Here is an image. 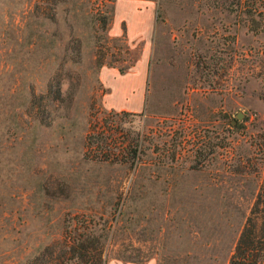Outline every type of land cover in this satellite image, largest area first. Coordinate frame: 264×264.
<instances>
[{
    "label": "rangeland",
    "instance_id": "1",
    "mask_svg": "<svg viewBox=\"0 0 264 264\" xmlns=\"http://www.w3.org/2000/svg\"><path fill=\"white\" fill-rule=\"evenodd\" d=\"M104 2L0 0V264L84 224L105 264H229L264 176V0Z\"/></svg>",
    "mask_w": 264,
    "mask_h": 264
},
{
    "label": "trees",
    "instance_id": "2",
    "mask_svg": "<svg viewBox=\"0 0 264 264\" xmlns=\"http://www.w3.org/2000/svg\"><path fill=\"white\" fill-rule=\"evenodd\" d=\"M100 1L103 6L105 0ZM95 13L101 29L105 31L111 21L108 10L98 9ZM111 39L123 41L128 47L126 35L124 34ZM97 64L99 66L104 64L100 48L97 52ZM127 68L128 66L117 67L120 74H124ZM51 92L54 93L53 101L60 99L61 90L59 85L55 90L50 89L49 93ZM128 113L122 111V114ZM85 140V153L87 156L91 155L93 157L91 154L92 149L97 147L101 150L95 156L100 159L112 160L118 156L117 152L114 151L112 139L107 135L100 136L89 132L86 134ZM260 145V151L264 157V137ZM93 228L94 226L90 224H84L82 231L71 229L62 238L61 242L46 245L34 260L28 261L26 264H105L101 235L95 234ZM229 264H264V176L230 255Z\"/></svg>",
    "mask_w": 264,
    "mask_h": 264
},
{
    "label": "crops",
    "instance_id": "3",
    "mask_svg": "<svg viewBox=\"0 0 264 264\" xmlns=\"http://www.w3.org/2000/svg\"><path fill=\"white\" fill-rule=\"evenodd\" d=\"M106 71H109V69H101V77H102V79L104 80V73L106 72ZM113 71V70H112ZM111 71V72H112ZM114 72H112V74H113ZM132 88H133V85L132 84H130L128 87H125L123 90H122V94H123V97L125 98V101H127L128 100V98L131 96V94H133L134 92H133V90H132ZM142 96H143V92L141 91V94H140V96H139V98L137 99V101L138 100H140L141 98H142ZM108 102V101H107ZM125 104H127V103H123V104H120V105H115L114 103H111L110 101L107 103V106H109V107H111V106H113V107H115V108H118V109H127V108H130V106H127V105H125ZM145 264H154L152 261H149V262H146Z\"/></svg>",
    "mask_w": 264,
    "mask_h": 264
}]
</instances>
